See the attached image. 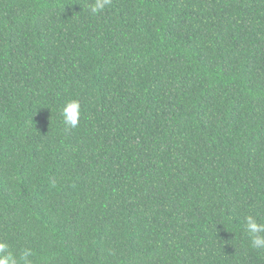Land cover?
Returning a JSON list of instances; mask_svg holds the SVG:
<instances>
[{
  "label": "trees",
  "instance_id": "1",
  "mask_svg": "<svg viewBox=\"0 0 264 264\" xmlns=\"http://www.w3.org/2000/svg\"><path fill=\"white\" fill-rule=\"evenodd\" d=\"M94 2L0 0V242L32 264H264V0Z\"/></svg>",
  "mask_w": 264,
  "mask_h": 264
},
{
  "label": "clouds",
  "instance_id": "2",
  "mask_svg": "<svg viewBox=\"0 0 264 264\" xmlns=\"http://www.w3.org/2000/svg\"><path fill=\"white\" fill-rule=\"evenodd\" d=\"M111 0H95L89 5V10L92 14H98L103 11L106 5ZM62 122L66 128H76L81 117V106L78 100H69L61 109ZM246 231L250 237L251 247L254 249H264V224L257 221L252 215L245 217ZM9 245L5 242H0V264H32L29 257L32 255L30 249L22 250L19 257L9 251Z\"/></svg>",
  "mask_w": 264,
  "mask_h": 264
}]
</instances>
